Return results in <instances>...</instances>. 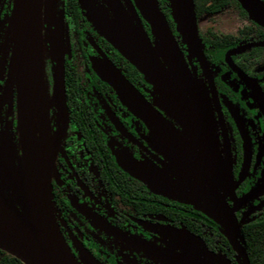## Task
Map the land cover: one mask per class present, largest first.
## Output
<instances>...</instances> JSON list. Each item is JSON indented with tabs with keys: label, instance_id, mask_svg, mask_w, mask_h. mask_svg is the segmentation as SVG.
Here are the masks:
<instances>
[{
	"label": "flooded vegetation",
	"instance_id": "af4514ba",
	"mask_svg": "<svg viewBox=\"0 0 264 264\" xmlns=\"http://www.w3.org/2000/svg\"><path fill=\"white\" fill-rule=\"evenodd\" d=\"M187 1L207 73L177 35L168 3L156 0L210 124L209 141L99 27L120 39L125 21L141 26L153 43L139 0L41 1L40 112L34 126L44 160L43 135L50 149L53 214L76 264H241L214 217L223 223L228 217L244 248L242 226L264 213V191L235 205L264 179V22L239 0L201 15ZM245 1L264 9V0ZM14 3L0 0V162L23 180ZM227 14L238 23L233 31L220 25ZM159 59L195 109L186 83L172 74V61ZM103 75L124 77L150 115L124 101ZM0 195L20 209L1 168ZM11 256L0 249V264L21 262Z\"/></svg>",
	"mask_w": 264,
	"mask_h": 264
},
{
	"label": "water",
	"instance_id": "95a60500",
	"mask_svg": "<svg viewBox=\"0 0 264 264\" xmlns=\"http://www.w3.org/2000/svg\"><path fill=\"white\" fill-rule=\"evenodd\" d=\"M41 1L15 0L12 10V39L18 88V130L23 159V180L11 167L0 162L1 172L8 181L20 207V209H16L0 195V249L16 257L23 264H76L62 239L53 214L50 194L52 169L50 149L46 137L43 135V142L47 152V158L44 160L40 152L34 126V117L40 112V91L38 77L36 78L33 66V49L40 44L39 17ZM180 1L185 4V11L193 20L194 17L188 1ZM239 1L242 6L246 7L245 0ZM173 3L175 2L173 1ZM151 10L155 13V17H148V21L159 32V41L157 43L160 48L159 51L154 50L148 44V38L141 26L136 28V26L128 22H121L119 31L121 40L102 25H99V27L109 41L125 57L129 58L131 63L147 79L154 82L166 100L180 114L187 115L192 121L194 129L202 132L203 138L209 141L211 139L210 124L201 107L185 62L163 16L157 8L152 7ZM177 13L179 14L178 11ZM185 34L189 37L191 49L196 53L204 71L207 73V67L199 44L196 42L194 31L193 33L186 31ZM159 56H162L164 60L168 58L172 61L176 69L172 74H176L181 84L186 83L194 101L195 109H192L186 103L178 83L174 81L169 71L161 64ZM118 76L119 79H110L105 77V75H103V78L118 90L124 101L150 115L145 108L137 103V92L128 84L124 77ZM153 123L157 125L158 122L155 119ZM159 129L164 131L162 127ZM248 160L249 149L246 142L244 169L247 167ZM220 170L224 173L222 166H220ZM262 191H264V186L252 189L241 199L235 201V205H238V202L242 204L250 200L253 195ZM189 200L194 203L190 197ZM219 202V206H224L220 200ZM214 218L225 226L228 240L237 253V257L241 260V264H250L245 249L236 238L235 230L230 228L231 223H229L228 217L225 223L216 217Z\"/></svg>",
	"mask_w": 264,
	"mask_h": 264
},
{
	"label": "rangeland",
	"instance_id": "374dc122",
	"mask_svg": "<svg viewBox=\"0 0 264 264\" xmlns=\"http://www.w3.org/2000/svg\"><path fill=\"white\" fill-rule=\"evenodd\" d=\"M165 1L168 3V5H169V7H170V9H171V11H172V13L174 15V18L176 20L175 31H176L177 35L180 37L181 42L184 43L188 47V49H191V44H190L189 37L186 36V34H185L186 31H191L192 33L194 31L196 42L198 43V41H197L196 27L194 25L193 20H191V18L189 17V15L187 14V12L185 11V6H184L185 4H183L182 1H180V0H165ZM173 1L175 3H173ZM139 2H140V4L142 6H146V8H147V9H144V11H142V12H144L143 14L147 18V20H148V17H150V18L155 17V13L151 10L152 7L157 8L158 11H159V13H160V10L158 8V5H157L156 0H139ZM245 5H246V8L249 9L248 11L253 15V17H255L260 22H264V9L254 8L253 6H251L249 4L248 5L245 4ZM177 11L179 12V14L177 13ZM180 17H181L182 20L180 19ZM232 20L233 19H231V16L228 15V14L220 18V22H221L220 25H222V28L225 31H233V30H235V26L238 23L236 21H233V23H232ZM148 23H149V21H148ZM151 28H152L153 35L155 36V41L152 43L148 39V44L154 50L159 51L160 48L158 47V44H157L158 41H159V32L155 28H153L152 26H151ZM168 29H169L170 33L173 34L172 33V30H170L169 27H168ZM47 44L51 45V43H48V41H46V45ZM148 81L151 82L154 85V87L159 91V93L162 96V98H164L163 93L155 85V83L152 82V81H150L149 79H148ZM260 186H264V179L257 186H255L254 188H257V187H260ZM184 196H185V194H183V199H184Z\"/></svg>",
	"mask_w": 264,
	"mask_h": 264
},
{
	"label": "trees",
	"instance_id": "16d2710c",
	"mask_svg": "<svg viewBox=\"0 0 264 264\" xmlns=\"http://www.w3.org/2000/svg\"><path fill=\"white\" fill-rule=\"evenodd\" d=\"M226 0H193L195 11L198 15L218 10ZM132 75H139L137 70L128 66ZM241 234L244 241V249L250 264H264V213L249 223L242 226ZM226 242V241H225ZM12 260L18 261L11 256ZM19 264H23L18 261ZM13 264V263H11Z\"/></svg>",
	"mask_w": 264,
	"mask_h": 264
},
{
	"label": "bare ground",
	"instance_id": "6f19581e",
	"mask_svg": "<svg viewBox=\"0 0 264 264\" xmlns=\"http://www.w3.org/2000/svg\"><path fill=\"white\" fill-rule=\"evenodd\" d=\"M40 58H41V53H40V45L36 48L34 47L33 49V66L34 70L36 73V78L38 77L39 81V75H40Z\"/></svg>",
	"mask_w": 264,
	"mask_h": 264
}]
</instances>
